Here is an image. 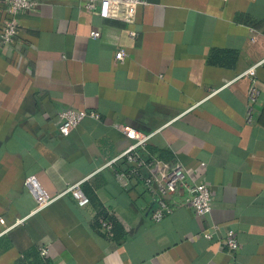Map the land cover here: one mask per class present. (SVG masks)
I'll return each instance as SVG.
<instances>
[{"label":"crops","instance_id":"obj_1","mask_svg":"<svg viewBox=\"0 0 264 264\" xmlns=\"http://www.w3.org/2000/svg\"><path fill=\"white\" fill-rule=\"evenodd\" d=\"M34 1L0 46V264H264V0H144L115 16L81 0ZM6 19L0 0V29ZM66 109L99 119L62 137ZM123 125L152 134L146 157L210 188L208 216L191 212L184 190L153 219L130 165L105 167L131 144ZM31 177L55 198L40 212ZM75 184L83 207L67 192Z\"/></svg>","mask_w":264,"mask_h":264},{"label":"built area","instance_id":"obj_2","mask_svg":"<svg viewBox=\"0 0 264 264\" xmlns=\"http://www.w3.org/2000/svg\"><path fill=\"white\" fill-rule=\"evenodd\" d=\"M5 12L7 19L0 29V46L10 45L18 36L19 24L17 16L23 12L32 10L37 4L34 0H4ZM81 6L88 11H96L104 15L115 16V9L118 5L124 4L130 7H135L138 4H144V0H81ZM91 37L96 39L99 37L98 32H93ZM126 53L123 50H118L115 53L116 61H123ZM257 66L252 67L245 73V75H254V70ZM259 96V91L252 86L249 92V99L255 102ZM60 125L58 126V133L65 137L69 135L85 118L99 119L95 112L78 111L74 109H66L59 113ZM124 137L128 139L131 144L127 149L120 153L117 157L107 162L105 167H112L116 162L124 161L129 166V174L138 177L142 180L149 195L156 202V210L153 213L155 221H161L163 217L170 214L178 203L175 198L179 193L186 190L191 193L187 200L191 212L199 217L205 218L211 212L212 193L210 188L204 183H193L192 186L185 181V175L182 166L178 163L171 164L160 160L146 157V146L152 134H143L126 125L120 127ZM126 176L122 173L117 175V178L124 181ZM27 188L33 195L36 201V212H40L48 207L55 200L54 197H48L46 193L38 186L34 177H31L25 182ZM67 192H70L75 198L78 206L83 207L87 205L88 198H86L79 189V184L72 185ZM19 221H16L18 223ZM0 223L4 221L0 218ZM103 228L110 229L107 223H103ZM216 225H212L209 231L204 234V238L210 240L213 233L217 230ZM213 232V233H212ZM226 250L230 253L237 251L239 243L236 238L235 231L228 227L226 229V237L224 241ZM42 256L47 255L45 248L40 249Z\"/></svg>","mask_w":264,"mask_h":264},{"label":"trees","instance_id":"obj_3","mask_svg":"<svg viewBox=\"0 0 264 264\" xmlns=\"http://www.w3.org/2000/svg\"><path fill=\"white\" fill-rule=\"evenodd\" d=\"M122 165V164H121ZM121 165H120V167H121ZM127 170V169H126ZM104 218L106 219V221H107V224L108 225H110V229L112 228V221L110 220V219H108V217H106L105 215H104ZM100 226V225H99Z\"/></svg>","mask_w":264,"mask_h":264}]
</instances>
